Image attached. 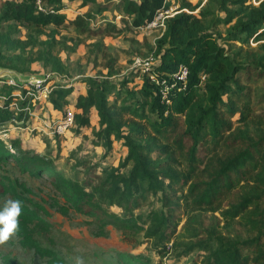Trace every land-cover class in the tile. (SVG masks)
<instances>
[{"label": "trees", "instance_id": "trees-1", "mask_svg": "<svg viewBox=\"0 0 264 264\" xmlns=\"http://www.w3.org/2000/svg\"><path fill=\"white\" fill-rule=\"evenodd\" d=\"M73 1L0 0V51L11 54L0 57V66L33 73L30 64L49 60L56 41L26 57L23 53L51 25L54 30L73 27L77 44L85 46L84 56L95 53L88 59L93 68L99 55V65L105 58L106 75L113 76L118 73L116 59L107 57L104 39L122 28L107 18V12L112 11L114 19L119 15L132 30L170 6L166 0H80V5L90 2L94 9L69 19L64 8ZM229 6L235 9L225 22L234 21L222 38L202 30L195 13L167 17L155 41L154 69L139 79L133 72L118 87L94 76L69 85L54 83L47 101L61 114L71 105L70 130L77 133L89 127V112L94 111L99 129L93 142L106 150L113 140L122 142L126 155L117 166L98 170L97 163L82 160V177L72 179L60 173L53 160L23 149L17 141L8 146L1 138L0 164L13 161L22 171L48 178L63 200H53L52 205L66 216H90L99 234L110 224L142 232L162 254L176 249L189 234L195 241L183 252L204 251L198 253L199 264H264V0L257 4L219 0L220 9ZM181 7L195 9L186 2ZM21 26L25 39L19 36ZM62 64L57 57L50 75L61 74ZM181 64L188 68L184 88L172 79ZM14 86L5 81L0 90L5 99L0 124L28 115L29 98L17 99L16 110L10 107L17 98ZM1 183L0 193L21 201L15 234L19 244L46 257L47 264H67L36 237L37 230L50 229L47 209L22 196L12 184ZM202 209L211 211L213 220L203 229L193 227V211ZM231 226L235 235L227 234ZM242 229L250 234L241 236ZM4 259L14 264L10 257ZM136 260L122 256L120 261Z\"/></svg>", "mask_w": 264, "mask_h": 264}, {"label": "rangeland", "instance_id": "rangeland-1", "mask_svg": "<svg viewBox=\"0 0 264 264\" xmlns=\"http://www.w3.org/2000/svg\"><path fill=\"white\" fill-rule=\"evenodd\" d=\"M102 1L97 0L98 3ZM166 1L170 2L168 7H172L173 12L176 11L175 13H195L202 30L221 38L225 37L234 21L226 23L225 19L228 17V13L235 8L229 6L220 9L219 0H211L210 2L208 0ZM259 1L248 0L253 4H257ZM183 2L195 6V9L190 11L186 7L182 8L181 4ZM80 3V0H75L68 3L64 8V12L69 19L94 9V5L90 2L84 6ZM202 11L209 13L201 16L199 13ZM107 18L113 21L118 28H122V30L114 32L104 39V43L108 48V54L106 53V55L110 59H116L114 70L118 73L107 76L106 69L103 67L104 64L102 65L106 60L104 58L99 65V55H97L94 64L97 66L93 68L88 59L95 53H91L87 57L84 56L85 46L81 43L77 44L79 38L76 36L73 27H59L54 30L51 25H48L43 33L39 35L37 44L31 48L29 47L23 53L26 57L30 51L42 49L47 42L55 39L56 45L51 46L53 56L49 60L44 61L41 59L32 62L30 67L34 71L33 73L49 76L51 68L55 65L58 57L63 63L61 67L63 72L50 75L53 77L45 83L49 89L54 87V83L69 85L91 76L116 83L118 87L121 80L129 78L133 74L135 70L133 62L136 57L144 60L150 57L152 58V61H149L150 63L156 62L153 56L155 41L162 35L163 27L146 28V23L132 29L131 24L128 23L132 29L130 30L123 24L121 19L119 20L118 17L113 18L112 11L107 12ZM134 28H137V31ZM19 29V36L25 39L26 29L23 26ZM54 31L55 34H53ZM8 55H11L8 50L0 51V57H7ZM55 75L57 77H54ZM5 81L12 83L11 80ZM5 81H0V90ZM14 85L13 93L17 98L13 99L14 103L10 107L16 110L18 108L17 99L29 98L31 113H28L22 122L15 117L4 124H0V138L8 146L9 143L17 141L23 149L32 150L53 160L58 171L72 179H80L84 172L79 161L87 160L91 163H97V169L100 170L105 166H117L118 162L126 155V150L120 141L113 140L110 150H106L93 142L95 132L99 129L97 115L94 111L89 112L91 119L89 127L83 128L77 133L69 128L65 133L57 134L53 131L52 125L57 119L61 118L62 114L50 110V106L46 103L50 92L45 97L33 87ZM26 89L34 92L35 96L32 94L24 95ZM70 97L71 103H74V96L71 95ZM4 100V95L0 92V105L3 104ZM109 100H115L114 94L109 95ZM117 105L119 104L117 103ZM125 116L128 117L129 115L125 114ZM11 151L14 153L13 150ZM2 178H5V180H2ZM1 181L5 184H12L22 196L47 209L49 215H46L45 218L50 223V229L48 231L37 230L36 237L43 246L51 248L67 264H76L77 257L82 258L83 264H122L120 261L122 256H130L132 259L137 258L136 262L132 264H144L142 259H147L149 264H199L202 257L198 253L204 255V251L198 250V248L189 253L183 252V249L192 243L191 241H195V238L190 237L189 234L180 239V244L176 249L173 248L164 254L157 252L142 232L122 231L110 224L105 227L104 233L99 234L97 232L98 228L91 222L90 216L77 213L66 216L52 205L53 200L60 203H63V200L56 193L48 178L22 171L13 161L0 164V189H2ZM9 198L8 194L3 195L0 193V206ZM212 215L213 213L209 210H194L190 224L193 227L203 229L213 220ZM214 215H218V213H214ZM228 229L227 234L235 235L237 233L233 226ZM247 231L242 229L240 231L241 236L249 235L250 233ZM5 255L10 257L14 264H47L46 257L38 255L31 248L22 247L15 235L7 243L0 245V264H9L4 259ZM129 261H131L130 258Z\"/></svg>", "mask_w": 264, "mask_h": 264}, {"label": "built area", "instance_id": "built-area-1", "mask_svg": "<svg viewBox=\"0 0 264 264\" xmlns=\"http://www.w3.org/2000/svg\"><path fill=\"white\" fill-rule=\"evenodd\" d=\"M118 1V0H115ZM176 11L173 12V8L172 7H167V8H161L159 9L154 18L149 21L147 23V25L145 26L146 28H153V27H163L165 28V19L167 17L172 16L173 14H175ZM116 17L120 18L119 15H117ZM149 61H152V58H146L144 59H140L139 57H136L134 62H133V67H135L134 72L138 73L137 74V79H139L141 77V75L143 73L146 72H150L154 69V63H150ZM187 76H188V68L185 65H179L178 69L176 70V72L173 73L172 75V79L175 80L176 82L179 83V86L184 88L186 86L187 83ZM151 78H153V76H151ZM14 83V82H12ZM16 84V83H14ZM18 85V84H17ZM21 86V85H18ZM24 87H33V89L35 88L37 92H39V94H41L42 96H47V93H49L51 91V89H49L48 85L45 84V81H40L37 80L35 82L32 83H28L23 85ZM32 89V90H33ZM27 90V89H26ZM32 94L33 96H35L34 92H31L30 89H28L27 91H25V94ZM21 97V95H19ZM168 103V101H167ZM25 109L28 111V113H31V106H27L25 107ZM23 120H21L22 122ZM73 124V111L71 108H66L65 112L61 115L60 119H57L55 121V123L52 125L53 131L57 134H63L67 131V129H69Z\"/></svg>", "mask_w": 264, "mask_h": 264}, {"label": "clouds", "instance_id": "clouds-1", "mask_svg": "<svg viewBox=\"0 0 264 264\" xmlns=\"http://www.w3.org/2000/svg\"><path fill=\"white\" fill-rule=\"evenodd\" d=\"M22 214L21 201L6 199L0 206V245L7 243L19 229V218ZM76 264H83L81 257L76 258Z\"/></svg>", "mask_w": 264, "mask_h": 264}, {"label": "water", "instance_id": "water-1", "mask_svg": "<svg viewBox=\"0 0 264 264\" xmlns=\"http://www.w3.org/2000/svg\"><path fill=\"white\" fill-rule=\"evenodd\" d=\"M53 77V76H52ZM51 76L36 74V73H21L15 69L0 66V81L11 80L18 85H25L28 83L35 82L37 80L45 81L51 79ZM54 77H57L56 75Z\"/></svg>", "mask_w": 264, "mask_h": 264}, {"label": "crops", "instance_id": "crops-1", "mask_svg": "<svg viewBox=\"0 0 264 264\" xmlns=\"http://www.w3.org/2000/svg\"><path fill=\"white\" fill-rule=\"evenodd\" d=\"M116 16H117V15H116ZM70 96H71V95H70ZM70 96H69V98H71ZM70 100H71V99H70ZM46 103L48 104V106H50V108H51L50 110H52L53 112H56L57 114L60 113L59 111L53 109L48 101H47ZM70 108H71V105H70ZM54 117H56V116L54 115Z\"/></svg>", "mask_w": 264, "mask_h": 264}]
</instances>
